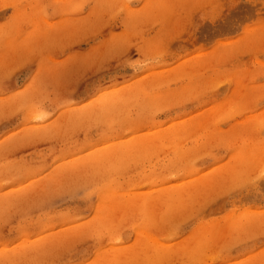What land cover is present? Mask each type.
<instances>
[{
    "label": "rangeland",
    "instance_id": "1",
    "mask_svg": "<svg viewBox=\"0 0 264 264\" xmlns=\"http://www.w3.org/2000/svg\"><path fill=\"white\" fill-rule=\"evenodd\" d=\"M120 263L264 264V0H0V264Z\"/></svg>",
    "mask_w": 264,
    "mask_h": 264
},
{
    "label": "bare ground",
    "instance_id": "2",
    "mask_svg": "<svg viewBox=\"0 0 264 264\" xmlns=\"http://www.w3.org/2000/svg\"><path fill=\"white\" fill-rule=\"evenodd\" d=\"M119 109V108H118ZM172 128V127H171ZM164 130V129H163ZM174 130V129H173ZM172 132V133H171ZM168 134L170 135V137H174V136H176L177 135V132H175V131H170V132H168ZM168 136V135H167ZM160 137H162V136H160ZM162 139V138H161ZM163 142V141H162ZM157 143V142H156ZM115 145H117V143H115ZM157 145V144H156ZM113 147V146H112ZM115 147V146H114ZM129 148L128 149H126L125 151L126 152H129V153H133V152H136L137 150H139V151H137V152H141V151H144L145 149H142V147L140 148V147H138V144H135V143H132L131 145H129L128 146ZM153 147H154V145H153ZM144 148V147H143ZM147 150V149H146ZM105 152V151H104ZM115 152H117V150H112V151H109V149L107 150V152H106V154H108V155H110V154H113V153H115ZM250 152V151H249ZM2 153V152H1ZM143 153V152H142ZM144 154V153H143ZM142 154V155H143ZM148 154H149V151H148ZM91 155V154H90ZM78 156V155H77ZM107 158V157H106ZM105 158V159H106ZM119 157H117L116 159H118ZM77 162H79V161H77ZM96 162V161H95ZM74 165V164H73ZM72 165V166H73ZM62 166V165H61ZM92 167V166H91ZM89 169H90V167H89ZM123 172V171H122ZM153 175H155V174H153ZM146 177V176H145ZM156 180V179H155ZM136 182V181H135ZM143 182V181H142ZM149 187H153V186H155V184H153V183H151L150 185H148ZM109 188V187H108ZM108 189H106V191H107ZM163 190V189H162ZM108 192H109V190H108ZM106 193V192H105ZM175 194V193H174ZM148 195V194H147ZM145 196V194H144V196L145 197H138V195H132L133 197H130V198H127V200H126V205H128V204H130V205H137V207H144L146 204L148 205V202L150 203V201H152L153 200V202H154V200L155 199H159L160 200V198H168V197H171L170 196V194H167V195H163V196H166V197H161L162 195H160V196H157V197H155V198H152V197H150V196ZM103 196V195H102ZM108 196V195H107ZM150 200V201H149ZM158 201V200H157ZM165 201V200H164ZM163 201V202H164ZM111 203H113L112 202V200H111ZM158 203V202H157ZM154 204V203H153ZM104 206V205H103ZM149 206V205H148ZM119 207V206H118ZM123 207V206H122ZM133 207V206H132ZM101 208H103V207H101ZM98 210V209H97ZM110 211V210H109ZM96 214V213H95ZM106 214V213H105ZM104 214V215H105ZM98 215V214H97ZM99 217H100V213H99ZM100 218H102V215H101V217ZM98 220V219H97ZM101 220V219H100ZM105 220V218L102 220V221H104ZM95 221H96V219H95ZM102 221H101V223H102ZM94 222V221H93ZM91 223V222H90ZM100 223V224H101ZM95 224V223H94ZM114 226V225H113ZM101 229H102V227H101ZM104 231V230H103ZM108 231V230H107ZM140 232V231H139ZM108 233V232H107ZM141 233V232H140ZM145 234V233H144ZM108 235V234H107ZM137 235V234H136ZM142 235H143V233H142ZM110 236V235H109ZM141 236V235H140ZM146 236V235H145ZM137 238H138V236H137ZM136 238V239H137ZM152 238V237H151ZM147 239H148V237H147ZM154 239V238H153ZM111 241V240H110ZM136 241H138V240H136ZM139 243V242H138ZM160 243V242H159ZM133 245H136L135 243L133 244ZM149 246V245H148ZM147 246V247H148ZM156 246V245H155ZM146 247V248H147ZM157 247V246H156ZM4 249V248H3ZM112 249V248H111ZM128 249V248H127ZM131 249V248H130ZM134 249H136V248H134ZM138 249V248H137ZM136 249V250H137ZM2 250V249H1ZM143 250H145V249H143ZM116 251V250H115ZM131 252V251H130ZM127 253H128V251H127ZM134 253V252H133ZM158 253V252H157ZM145 254V253H144ZM149 254V253H148ZM151 254V253H150ZM102 255V254H101ZM120 255V254H119ZM132 255V254H131ZM135 255V254H134ZM155 255V254H154ZM121 256V255H120ZM128 256H129V254H128ZM111 257V256H110ZM130 258V257H129ZM114 259H115V256H114ZM117 259V258H116ZM51 262V261H50ZM121 264V263H120Z\"/></svg>",
    "mask_w": 264,
    "mask_h": 264
},
{
    "label": "snow or ice",
    "instance_id": "3",
    "mask_svg": "<svg viewBox=\"0 0 264 264\" xmlns=\"http://www.w3.org/2000/svg\"><path fill=\"white\" fill-rule=\"evenodd\" d=\"M241 119H243V117H241Z\"/></svg>",
    "mask_w": 264,
    "mask_h": 264
}]
</instances>
